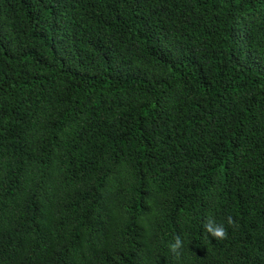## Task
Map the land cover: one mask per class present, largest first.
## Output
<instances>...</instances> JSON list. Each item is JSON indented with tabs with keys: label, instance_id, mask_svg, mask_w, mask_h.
Returning <instances> with one entry per match:
<instances>
[{
	"label": "trees",
	"instance_id": "16d2710c",
	"mask_svg": "<svg viewBox=\"0 0 264 264\" xmlns=\"http://www.w3.org/2000/svg\"><path fill=\"white\" fill-rule=\"evenodd\" d=\"M0 264H264V0H0Z\"/></svg>",
	"mask_w": 264,
	"mask_h": 264
},
{
	"label": "clouds",
	"instance_id": "9594fccd",
	"mask_svg": "<svg viewBox=\"0 0 264 264\" xmlns=\"http://www.w3.org/2000/svg\"><path fill=\"white\" fill-rule=\"evenodd\" d=\"M228 222L231 223V218H229ZM205 229L213 237L223 238L226 235L223 225H218L211 220L205 225ZM169 247L173 253H177V250L181 247V240L176 238L174 243H170Z\"/></svg>",
	"mask_w": 264,
	"mask_h": 264
}]
</instances>
